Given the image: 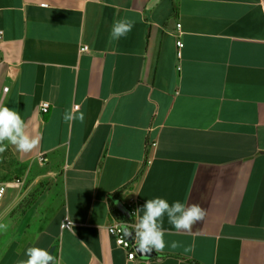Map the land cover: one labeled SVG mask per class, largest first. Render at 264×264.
<instances>
[{"label":"crops","instance_id":"0c3cea01","mask_svg":"<svg viewBox=\"0 0 264 264\" xmlns=\"http://www.w3.org/2000/svg\"><path fill=\"white\" fill-rule=\"evenodd\" d=\"M150 1L0 0V102L40 137L0 154V180L24 181L0 204V264L33 246L59 264H264V0ZM75 105L84 122H65ZM155 197L206 215L190 233L165 216L168 246L130 260L108 227Z\"/></svg>","mask_w":264,"mask_h":264},{"label":"clouds","instance_id":"9594fccd","mask_svg":"<svg viewBox=\"0 0 264 264\" xmlns=\"http://www.w3.org/2000/svg\"><path fill=\"white\" fill-rule=\"evenodd\" d=\"M134 21L123 18L114 22L111 29V39L119 40L131 32ZM85 114L79 111V106L64 113L63 120L71 123L75 120L84 122ZM40 137L32 134L25 119L16 109L9 108L0 102V154L4 153L9 145L15 146L21 153H33L38 149ZM142 213V214H141ZM134 222H122L120 225L121 238L134 239L135 249L144 254H150L153 250L162 252L166 246L165 235L167 230L163 227L165 216L168 223L177 232H192L194 225L201 222L206 210L199 204L187 205L180 201L169 202L166 198L155 197L147 199L141 208L133 214ZM68 223H72L68 221ZM74 227V225H73ZM7 225L0 222V230H6ZM135 234L134 237L132 234ZM172 248L180 247L179 242L173 241ZM184 251H194V246L189 245ZM26 259L18 261V264H59L58 258L47 249L41 247H29L26 250Z\"/></svg>","mask_w":264,"mask_h":264},{"label":"built area","instance_id":"2783aa9c","mask_svg":"<svg viewBox=\"0 0 264 264\" xmlns=\"http://www.w3.org/2000/svg\"><path fill=\"white\" fill-rule=\"evenodd\" d=\"M43 6H47V3H42ZM181 23H178L177 24V28H178V33L181 34L182 33V30H181ZM2 30H0V38L2 37ZM176 44H177V56L178 58H181L182 57V49L184 47V42L182 41L181 38H178L177 41H176ZM89 50V46L88 45H82L80 47V52H86ZM3 62V59L0 57V63ZM180 69V67L178 68ZM9 90V87H4V91H8ZM76 106H79V105H75V108ZM39 109L42 111V112H48L49 109H50V103L48 101H42L40 104H39ZM152 145H155L156 143H151ZM39 160L40 162H44L47 160L46 157L44 156H40L39 157ZM23 179L21 178H12V179H8V180H0V204L2 203L5 195H6V191L8 188H11V187H20L22 184H23ZM132 203H130L131 205ZM68 221H71L72 223H68ZM122 222H127V223H131L130 221H126V220H119V221H116L115 223H113L112 225H110L108 227V230H109V233L110 235L114 236L115 237V243L118 247H122L124 248L127 252H128V258L130 260H134L136 259L137 257V252L136 250L134 249V243L131 241V239L129 238L127 240V238H121V233H120V225ZM73 225H74V222L72 221V219L69 217V216H66L63 221H62V228L63 229H72L73 228Z\"/></svg>","mask_w":264,"mask_h":264},{"label":"water","instance_id":"95a60500","mask_svg":"<svg viewBox=\"0 0 264 264\" xmlns=\"http://www.w3.org/2000/svg\"><path fill=\"white\" fill-rule=\"evenodd\" d=\"M158 1L159 0H151L150 3H149V7L154 6ZM120 207L123 209L124 212L128 213V210L123 205H120ZM130 239L132 240L133 243H135L134 239H132L131 237H130ZM136 252H137V254H138V256L140 258H144V259H150L153 255L156 254V251L153 250L150 254H147V258H146V257L143 256L144 254L139 253L137 250H136Z\"/></svg>","mask_w":264,"mask_h":264}]
</instances>
